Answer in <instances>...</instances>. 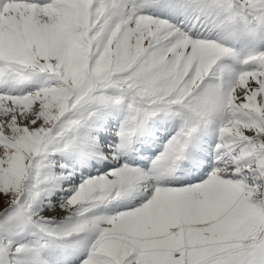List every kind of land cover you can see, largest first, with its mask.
Returning <instances> with one entry per match:
<instances>
[{
    "label": "snow or ice",
    "instance_id": "6c2138e0",
    "mask_svg": "<svg viewBox=\"0 0 264 264\" xmlns=\"http://www.w3.org/2000/svg\"><path fill=\"white\" fill-rule=\"evenodd\" d=\"M156 3L195 22L185 31L141 14ZM198 25L206 34L193 33ZM213 32L264 40V0H0V264H47L40 249L16 243L28 229L95 234L81 264H264V50L239 57ZM228 59L244 67L219 63ZM29 83L39 87L12 94ZM122 100L120 148L161 113L179 130L147 171L123 164L85 180L60 205L79 219L52 224L35 211L47 146L61 137L75 147ZM214 122L220 166L196 184L168 183L193 134ZM145 181L152 191L138 207L85 215Z\"/></svg>",
    "mask_w": 264,
    "mask_h": 264
},
{
    "label": "rangeland",
    "instance_id": "374dc122",
    "mask_svg": "<svg viewBox=\"0 0 264 264\" xmlns=\"http://www.w3.org/2000/svg\"><path fill=\"white\" fill-rule=\"evenodd\" d=\"M219 63H223V61ZM208 79L212 82H217L212 74H210ZM227 82L228 76L225 75V86H227ZM37 87H39L38 83H36L35 88L31 91H34ZM0 91H4V89L0 88ZM12 94H18V91L13 92ZM107 94L109 96H116L118 95V91L109 89L107 90ZM123 101L125 100H122L120 103H115L113 101L112 103H109L107 106H105L101 110L100 114L90 121L86 128L81 130L78 138L80 145L78 144L75 148H64V141L61 137H55L53 143L47 146L44 152L45 159L43 161L45 167L42 169L41 176V179L44 180V182L41 184L42 195L35 205V211L39 215L51 217L52 224L65 227L75 223L79 219V217L76 215L75 209L71 211L63 210L60 208V205L65 203L67 199L73 195L74 191L79 187V185L85 180L107 174V172L90 174L89 168L86 166L87 163L91 165L95 164V160L98 159V153L99 155L110 157L114 162V164H111L108 169L112 167V169H114L121 164V162H118L119 153L117 151L113 150L112 152H108L109 147L107 145H105V150H102L104 149V146L102 144L100 145L101 141L99 140V137L103 133L102 130H105L106 126H109L111 123L110 114L108 116V113L112 111V105L118 106ZM127 115L128 112H125L123 118L124 120ZM159 118L168 119L170 122L174 119H178L172 116H161L158 114L157 116L148 120H157ZM148 120L145 122L147 123ZM180 125L181 121L179 120V126L177 127V130L174 131L175 134L179 130ZM208 126H210L211 130L219 134L218 122L210 123ZM143 127H145V125ZM143 129L144 128L141 127L136 128L137 131ZM112 134L114 135L115 131ZM57 144L61 146L56 147ZM120 144L121 139L119 141V148ZM79 150H82L83 154H81ZM99 150L101 151L99 152ZM85 170L86 172H84ZM151 182L152 181H146V183H142L141 185L137 186L136 189H139L140 191L152 189V185L148 184ZM31 183V179L26 181V185H30ZM129 194L130 192L126 193L125 195ZM2 196L3 194H0V197ZM0 206H3L2 199H0ZM119 206L120 204L117 201V198L112 199L99 204L98 206L94 207L91 212L86 213L85 215L111 216L126 211L118 210ZM94 239L95 234L88 232L74 234L71 237H57L50 236L36 229H28L17 238L16 243L40 249L42 257L47 262V264H81L83 259L87 256V251Z\"/></svg>",
    "mask_w": 264,
    "mask_h": 264
},
{
    "label": "bare ground",
    "instance_id": "6f19581e",
    "mask_svg": "<svg viewBox=\"0 0 264 264\" xmlns=\"http://www.w3.org/2000/svg\"><path fill=\"white\" fill-rule=\"evenodd\" d=\"M185 19H186V17H185ZM194 22L195 21L188 20L186 24L190 25V28H191L192 27V23H194ZM193 30H194L195 33H197V32H199V33L207 32V29L205 27L200 26V25H198L197 28H194Z\"/></svg>",
    "mask_w": 264,
    "mask_h": 264
}]
</instances>
